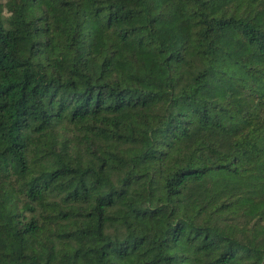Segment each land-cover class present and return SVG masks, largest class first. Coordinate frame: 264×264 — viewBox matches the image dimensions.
Returning <instances> with one entry per match:
<instances>
[{"label": "trees", "instance_id": "16d2710c", "mask_svg": "<svg viewBox=\"0 0 264 264\" xmlns=\"http://www.w3.org/2000/svg\"><path fill=\"white\" fill-rule=\"evenodd\" d=\"M0 264H264V0H0Z\"/></svg>", "mask_w": 264, "mask_h": 264}]
</instances>
